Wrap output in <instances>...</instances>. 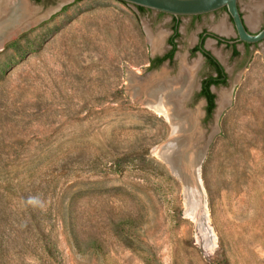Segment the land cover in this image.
Segmentation results:
<instances>
[{
  "label": "rangeland",
  "instance_id": "1",
  "mask_svg": "<svg viewBox=\"0 0 264 264\" xmlns=\"http://www.w3.org/2000/svg\"><path fill=\"white\" fill-rule=\"evenodd\" d=\"M60 1L29 0L38 23L0 49V264H264V44L239 60L207 40L230 76L208 117L199 85L211 70L192 48L206 29L236 36L226 10L194 26L183 17L177 58L153 68L170 49V16L70 0L41 20ZM240 8L261 30L264 0ZM179 54L199 62L186 102L202 133L193 147L212 138L197 177L212 249L189 184L157 152L173 127L129 81V70L143 83L178 76ZM223 92L230 103L217 115Z\"/></svg>",
  "mask_w": 264,
  "mask_h": 264
},
{
  "label": "bare ground",
  "instance_id": "2",
  "mask_svg": "<svg viewBox=\"0 0 264 264\" xmlns=\"http://www.w3.org/2000/svg\"><path fill=\"white\" fill-rule=\"evenodd\" d=\"M34 10L35 8H32L29 0H4L0 2V49L8 38L17 36L23 32L24 28L39 20L33 18ZM253 17L255 18V16ZM254 18L252 22L256 24L257 20ZM217 30L222 34L229 32L223 23L218 26ZM158 38L152 43L155 51L159 50H157V46L161 39L158 40ZM178 59L180 60L178 76L171 77L168 75L169 71L164 70L158 78H152L143 83L135 78V72L132 71L129 72V81L133 95L136 98L145 97L146 105L166 117L173 127L171 139L159 146L157 152L168 163L173 173L185 181L186 185L189 184V195L193 193L195 199V205L192 208L193 216L196 217L200 230L203 232L206 243L204 244L212 249L215 246V236L212 232L210 219L201 207V198L203 197L201 196L199 180H197L206 147H193L195 144L196 146L200 145L202 133L198 127L197 117L192 111L186 110V102L195 87L194 76L199 67V62L189 65L180 54ZM229 103L230 99L226 92L221 93L217 115H220Z\"/></svg>",
  "mask_w": 264,
  "mask_h": 264
},
{
  "label": "water",
  "instance_id": "3",
  "mask_svg": "<svg viewBox=\"0 0 264 264\" xmlns=\"http://www.w3.org/2000/svg\"><path fill=\"white\" fill-rule=\"evenodd\" d=\"M68 1L70 0H61L56 7H53L50 10H48L46 13L40 15L43 16L41 20H44L53 13L61 10L62 7ZM116 1L130 4L137 8H144L146 10H150L156 13L168 15L177 19L181 17L208 15L220 11L222 9H225L229 19L231 20L233 30L237 36V42H242L250 45H256V44L261 45L264 43V28L258 33H254L252 30H250L245 20V17L242 14V10L240 8V0H116ZM36 23L38 22H34V24L27 26L26 28L23 29V31L32 27ZM10 38H8V40ZM229 43L234 44L235 41H231ZM129 72H132V70H129ZM211 139L212 138L210 137V140L208 141L207 145L211 142ZM207 145L204 146L206 147V149H207Z\"/></svg>",
  "mask_w": 264,
  "mask_h": 264
},
{
  "label": "flooded vegetation",
  "instance_id": "4",
  "mask_svg": "<svg viewBox=\"0 0 264 264\" xmlns=\"http://www.w3.org/2000/svg\"><path fill=\"white\" fill-rule=\"evenodd\" d=\"M36 1H38V0H36ZM222 10H225V9H222ZM145 11L152 12L150 10H145ZM218 12L219 11H217L215 13L217 14ZM157 14L164 16V14H161V13H157ZM205 16H207V15L194 16V17H189V18H192L191 22H192V25L194 26L197 21H201ZM182 19H183V17L178 18V19L174 18V17H171V22H169V28H170L171 34L169 35V38H168V41H167L170 49L165 54L159 55L156 58H152L151 61H150V67L155 68V67H159V66H161V65H163L165 63H172V62L175 61V59L177 58V49H178V42L177 41L181 37L180 29H181ZM263 28H264V24H263L261 30ZM261 30H259V31H261ZM259 31L254 32V33H258ZM176 34H178L177 37H176ZM172 38H174V41L176 43V51L174 52V55H173L172 58H167V55L173 49V46L171 45V39ZM208 39H212V41H215L219 45H226L228 48H230L232 50L233 58H235V59L238 58L239 60L240 59L242 60V59H244V57L249 56L251 51H252V48H254V50H257L258 48H260V44L250 45V44H245V43H242V42H237V36L229 38V37H227L225 35H221L220 33L215 32L213 30L210 31L209 29L208 30L207 29L203 30L202 32L199 33V35H198V37L196 39V44L192 48V53L193 54L200 53L204 57V59L206 60V64L209 66V68L211 70L210 73H208L205 77H203V79L201 80V83L199 85L200 86L199 97L203 98L205 100L207 116L211 117L213 115L214 111L216 110L217 103H218L217 102V94L213 91V88H219V87L227 86L229 84L230 76H229V71H228L227 67L223 63V60L218 58L215 55V53H213L211 50H209L207 48V40ZM231 41H235V43L234 44H230L229 42H231ZM240 45L244 46L245 53H242V51L239 49ZM198 48H201L204 51L209 52L219 62V64L223 68L224 76H222L218 72L216 67H214L213 65H211L209 63V61L204 56L202 51L201 50H197ZM213 79H218V80L221 79L220 84L212 83L211 80H213ZM205 88H207L209 90L211 95H214V99H213L214 107L211 110L209 109V107H210L209 98L206 95H204V93H203Z\"/></svg>",
  "mask_w": 264,
  "mask_h": 264
},
{
  "label": "trees",
  "instance_id": "5",
  "mask_svg": "<svg viewBox=\"0 0 264 264\" xmlns=\"http://www.w3.org/2000/svg\"><path fill=\"white\" fill-rule=\"evenodd\" d=\"M140 11H145L146 9L144 8H139ZM178 36V34H176V37ZM175 38V37H174ZM174 38L171 39V45L173 46V49L172 51L167 55V58H172L173 55H174V52L176 51V43L174 41ZM197 50H201L202 53L204 54V56L207 58V60L209 61V63L211 65H213L214 67H216V69L218 70V72L224 76V73H223V68L221 67V65L219 64V62L207 51H204L203 49L201 48H198ZM224 80V79H223ZM212 83H215V84H220V81L221 79H213L211 80ZM204 95H206L208 98H209V103H210V107L209 109H213L214 107V103H213V99H214V95H211L209 90L207 88L204 89L203 91Z\"/></svg>",
  "mask_w": 264,
  "mask_h": 264
}]
</instances>
